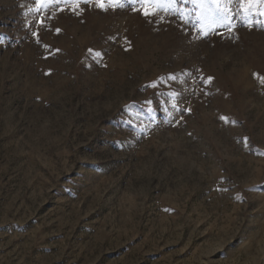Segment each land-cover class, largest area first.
Instances as JSON below:
<instances>
[{"label":"rangeland","instance_id":"374dc122","mask_svg":"<svg viewBox=\"0 0 264 264\" xmlns=\"http://www.w3.org/2000/svg\"><path fill=\"white\" fill-rule=\"evenodd\" d=\"M120 2L0 0V264H264V5Z\"/></svg>","mask_w":264,"mask_h":264},{"label":"snow or ice","instance_id":"6c2138e0","mask_svg":"<svg viewBox=\"0 0 264 264\" xmlns=\"http://www.w3.org/2000/svg\"><path fill=\"white\" fill-rule=\"evenodd\" d=\"M136 2H139L142 5H146V7L143 9V15H145L146 17L156 15L160 11H171L172 6L176 4V0H129V4ZM234 2H236V0H192V3L198 5V7L202 10L200 15L211 18L214 22L228 21L229 23L231 22L233 15L231 4ZM107 4L113 7L124 6V4L120 2V0H107ZM239 4V11L242 13L241 18L244 20H249V26H252L253 23H257L255 19L250 20V17L253 16L252 5H264V0H239ZM97 6L105 8L106 5L104 3V0H97ZM177 14L181 15L182 19L184 18V16L179 12H177ZM257 15L264 16V12H260ZM161 19H163V17H161ZM257 26L260 25H258L257 23ZM232 27H234V25H232ZM229 34H231V28H229ZM33 35H36V33H33ZM171 78L175 79V77ZM211 79V77H208L207 80H204V83L207 84ZM261 82L264 83V78H261ZM152 86H155V82H153ZM169 95L171 98L175 99L178 93L171 92L169 93ZM172 106L176 107V104L173 103Z\"/></svg>","mask_w":264,"mask_h":264}]
</instances>
